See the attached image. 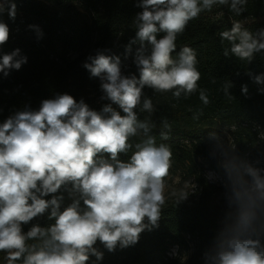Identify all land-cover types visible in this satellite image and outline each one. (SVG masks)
<instances>
[{
	"label": "clouds",
	"instance_id": "clouds-1",
	"mask_svg": "<svg viewBox=\"0 0 264 264\" xmlns=\"http://www.w3.org/2000/svg\"><path fill=\"white\" fill-rule=\"evenodd\" d=\"M247 4L248 0H137L135 6L141 11L133 17L135 36L125 46L124 57L132 56L136 71L126 72L119 56L107 54L110 49L97 50L82 64L91 77L99 79L100 100L110 103L97 111L83 98L77 101L68 93L56 94L43 99L36 110L25 105L0 122V253L4 264H89L93 256L99 262L104 252L97 243L114 252L118 246L138 243L145 230L159 227L173 153L169 144H157L151 134L153 122L138 116V110L150 115L156 110L143 90L171 93L176 100L199 92L207 106V90L199 87L197 52L188 45L176 52L177 38L190 21L216 5L241 16ZM5 12L15 20V0H0V16ZM29 28L42 38L39 26ZM218 36L222 45L227 42L226 59L249 64L264 52V29L253 32L233 20L231 28ZM9 39L10 28L0 20V50ZM133 45L137 46L134 54ZM27 62L19 48L2 53L0 74L7 78ZM247 74L255 84L264 85V73ZM231 87L228 81L223 91L234 98ZM258 91L264 93V87ZM241 92L248 95L247 84ZM171 128L164 119L161 140L170 138ZM133 138L139 142L133 144ZM208 139L210 156L219 169L208 179L223 188L225 210L213 243L204 253V264H264V167L260 161L239 155L231 137L226 143L212 131ZM129 153L127 160L120 159ZM63 192L71 202L62 208ZM188 195L182 194L177 203ZM46 214L53 223H35L27 232L23 230Z\"/></svg>",
	"mask_w": 264,
	"mask_h": 264
},
{
	"label": "trees",
	"instance_id": "trees-1",
	"mask_svg": "<svg viewBox=\"0 0 264 264\" xmlns=\"http://www.w3.org/2000/svg\"><path fill=\"white\" fill-rule=\"evenodd\" d=\"M136 2L15 0V20L10 19L7 12L0 16L10 28V39L0 54L19 48L28 62L20 70H13L7 78L0 74V122L25 105L38 109L43 99L54 98L56 94L68 93L77 101L83 98L97 111L110 103L100 100V81L91 77L82 64L97 50L110 49L107 54L119 56L127 66L126 72L136 71L132 56L124 59L125 46L135 36L133 17L141 11L135 6ZM233 20L243 22L253 32L264 29V0H248L241 16H235L227 7L216 5L211 12L204 11L190 21L176 41V52L184 45L196 50L197 67L201 73L199 87L207 90L210 103L203 105L199 92L188 98L182 96L179 100L168 93L166 101L155 105L154 113L139 115L141 120L148 118L155 125L151 134L156 137L157 144L171 146V174L178 171L191 174L195 189L168 196L159 227L145 230L135 245L118 246L114 252H108L97 243L96 247L104 252V258L96 262L93 256L89 264H204V253L211 247L223 216L212 199L221 187L207 176L208 171L219 172L217 160L210 156L212 142L208 133L215 131L226 142L222 127L227 126L232 142L242 156L248 145L258 141L256 126L264 124V93L258 91L264 85L255 84L247 74L264 73V52L256 54L249 64L223 56V48L228 45L227 42L221 44L218 33L230 29ZM29 25L39 26L42 38L38 39L36 31ZM132 47L134 54L137 46ZM228 81L233 84L229 91L234 98L224 94L223 87ZM244 84L248 85L247 96L241 92ZM113 107L119 110L118 106ZM194 115L199 118L194 120ZM164 119L172 127L167 141L161 140L160 136ZM132 142H139V138H133ZM130 155L122 154L120 159L127 160ZM62 194L65 197L63 208L71 200L67 192ZM182 194L189 195L177 203ZM53 222L46 214L24 225L23 230L27 232L35 223L48 226ZM191 241H195V246L182 263L181 252L190 248ZM173 246L177 249L175 255L170 253ZM3 255L0 253V264H4Z\"/></svg>",
	"mask_w": 264,
	"mask_h": 264
},
{
	"label": "rangeland",
	"instance_id": "rangeland-1",
	"mask_svg": "<svg viewBox=\"0 0 264 264\" xmlns=\"http://www.w3.org/2000/svg\"><path fill=\"white\" fill-rule=\"evenodd\" d=\"M174 55V54H173ZM175 56V55H174ZM145 95L148 97H151L154 106L161 101H166L169 98L168 93H154V91L150 88L145 87L143 90ZM138 110V116L140 115ZM123 115V113H122ZM216 127V126H215ZM228 127L224 126L222 127L223 133L227 136V141L228 142V137H231L228 131ZM256 130L258 134V141L256 144H250L248 145L246 151L243 153L242 157H245L253 162L255 161H260V166L262 167V160L264 157V124L257 125ZM232 139V138H231ZM215 171L211 170L207 172V176H209L210 173H214ZM166 196H173L172 193L175 192L176 195L179 194V192H186L190 191L192 192L195 189V182L193 181V177L191 174H188L187 172L185 174H180L178 171L176 174H171V171L169 172L168 177L166 178ZM220 185V184H219ZM221 187V185H220ZM223 188L221 187L214 195H213V201L217 205V207L220 208V212L223 215L224 210H225V205H224V200H223ZM175 195V196H176ZM195 246V241L190 242V248L189 249H184L183 252H181L180 258L181 262H185L187 260L188 255L192 252L193 248ZM176 247L173 246L171 249L170 253L175 255L176 254Z\"/></svg>",
	"mask_w": 264,
	"mask_h": 264
}]
</instances>
